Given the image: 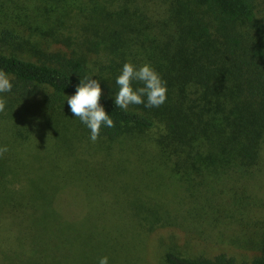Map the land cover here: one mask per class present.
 Returning a JSON list of instances; mask_svg holds the SVG:
<instances>
[{
	"label": "rangeland",
	"instance_id": "1",
	"mask_svg": "<svg viewBox=\"0 0 264 264\" xmlns=\"http://www.w3.org/2000/svg\"><path fill=\"white\" fill-rule=\"evenodd\" d=\"M164 15L162 0H0V48L31 60L60 51L97 70L108 52L93 44L110 29L151 40ZM254 24L264 45V0ZM158 131L94 136L0 76V264H168V251L251 264L264 243V137L249 171L208 178L174 173Z\"/></svg>",
	"mask_w": 264,
	"mask_h": 264
},
{
	"label": "trees",
	"instance_id": "2",
	"mask_svg": "<svg viewBox=\"0 0 264 264\" xmlns=\"http://www.w3.org/2000/svg\"><path fill=\"white\" fill-rule=\"evenodd\" d=\"M255 2L162 0L165 15L151 40L138 28H115L93 44L108 52L97 70L60 51L31 60L0 48V76L11 92L41 97L48 112L78 119L97 137L134 138L158 127L153 144L181 176L245 173L260 161L264 137V45ZM164 259L234 264L223 253L168 251ZM251 264H264V243Z\"/></svg>",
	"mask_w": 264,
	"mask_h": 264
}]
</instances>
